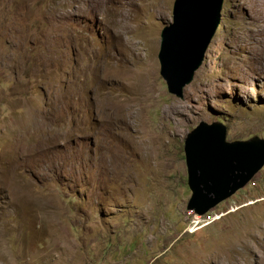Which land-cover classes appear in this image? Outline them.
<instances>
[{
  "label": "rangeland",
  "instance_id": "1",
  "mask_svg": "<svg viewBox=\"0 0 264 264\" xmlns=\"http://www.w3.org/2000/svg\"><path fill=\"white\" fill-rule=\"evenodd\" d=\"M174 1L0 0V264H264V166L197 215L183 148L264 137V0H224L182 98Z\"/></svg>",
  "mask_w": 264,
  "mask_h": 264
},
{
  "label": "water",
  "instance_id": "2",
  "mask_svg": "<svg viewBox=\"0 0 264 264\" xmlns=\"http://www.w3.org/2000/svg\"><path fill=\"white\" fill-rule=\"evenodd\" d=\"M224 0H175L161 30L160 74L168 91L184 96L221 22ZM191 196L187 209L205 214L244 187L264 166V137L227 139L222 122L201 121L184 141Z\"/></svg>",
  "mask_w": 264,
  "mask_h": 264
},
{
  "label": "built area",
  "instance_id": "3",
  "mask_svg": "<svg viewBox=\"0 0 264 264\" xmlns=\"http://www.w3.org/2000/svg\"><path fill=\"white\" fill-rule=\"evenodd\" d=\"M191 211H193V210H191ZM193 213L196 214L194 211H193ZM197 215H198V214H197Z\"/></svg>",
  "mask_w": 264,
  "mask_h": 264
}]
</instances>
